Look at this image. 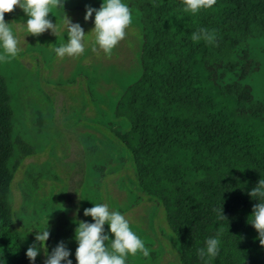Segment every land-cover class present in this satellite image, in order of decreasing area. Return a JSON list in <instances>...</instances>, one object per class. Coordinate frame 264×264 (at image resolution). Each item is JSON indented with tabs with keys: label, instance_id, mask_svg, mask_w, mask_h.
I'll use <instances>...</instances> for the list:
<instances>
[{
	"label": "trees",
	"instance_id": "obj_1",
	"mask_svg": "<svg viewBox=\"0 0 264 264\" xmlns=\"http://www.w3.org/2000/svg\"><path fill=\"white\" fill-rule=\"evenodd\" d=\"M127 2L140 33L139 72L116 103L115 116L124 123L116 138L128 152L137 189L163 211L177 264H264L250 223L260 201L248 194L264 178V99L247 83L260 68L249 41H264V0H217L196 14L184 11L183 0ZM200 28L215 30L216 42L193 41ZM33 153L15 136L0 80V264H32L11 185ZM221 208L227 219H218ZM53 225L57 244L75 235L64 211ZM218 231L219 255L201 260L198 249Z\"/></svg>",
	"mask_w": 264,
	"mask_h": 264
},
{
	"label": "rangeland",
	"instance_id": "obj_2",
	"mask_svg": "<svg viewBox=\"0 0 264 264\" xmlns=\"http://www.w3.org/2000/svg\"><path fill=\"white\" fill-rule=\"evenodd\" d=\"M122 2L128 5L127 0ZM102 3L65 0L64 9L49 13L48 18L59 26L56 35L51 30L39 36L28 34V17L18 7L5 14V21L11 23L20 41L21 52L11 62L0 63V80L10 97L15 136L34 149L15 170L11 185L18 230L23 238L24 234L28 237L30 246L37 243V231L45 230L48 224L50 238L46 245L50 254L57 245L53 225L57 212H66L77 227L81 220L94 222L84 216L85 208L106 203L129 220L131 229L151 249L147 258L141 253L128 255L126 264H177L171 244L174 238L163 211L137 189L128 152L116 138L124 125L115 116L116 103L139 72V29L133 22L126 38L110 55L98 46L92 51L95 13L85 21L86 5L99 9ZM65 16L79 23L87 34L85 51L78 57L59 58L53 51L67 43ZM249 48L260 68L247 83L256 98L264 99V41L250 40ZM104 228L114 239L109 225ZM74 237L64 243L71 252L72 264H77L78 243ZM37 257L44 264L43 248Z\"/></svg>",
	"mask_w": 264,
	"mask_h": 264
},
{
	"label": "clouds",
	"instance_id": "obj_3",
	"mask_svg": "<svg viewBox=\"0 0 264 264\" xmlns=\"http://www.w3.org/2000/svg\"><path fill=\"white\" fill-rule=\"evenodd\" d=\"M217 0H183L184 11L192 14L202 9H211ZM65 0H0V63H9L17 58L21 52L20 41L14 35L11 23L5 21V14L12 13L18 7L28 17L26 22L27 33L39 36L48 30L56 35L59 26L49 19V13L53 9H64ZM94 17L95 33L92 51L97 47L105 54L110 55L113 49L126 38L127 30L133 24V14L129 6L122 0H103L99 9L86 5L84 20ZM64 25L67 28L68 40L66 44L53 49L57 57H78L85 51L87 34L79 23H73L67 16L64 17ZM193 41L204 40L209 44L216 42L215 30L200 28L192 34ZM250 197L260 202L253 205L250 223L258 233L259 243L264 247V178L248 193ZM218 219H227L223 214V208L217 209ZM84 216H90L94 222L78 221L75 229V240L78 243L75 257L77 264H126L128 255L135 256L141 253L143 257H149L151 249L145 246L144 241L131 229L129 220L119 211H112L106 203H96L91 208H85ZM109 225V231L114 236L110 239L105 232L104 225ZM221 232L215 237L206 240V247L200 248L197 255L201 260L214 259L220 252ZM50 238L48 224L45 230L37 231L35 241L26 251L27 258L35 264L41 248L44 249L46 259L44 264H72L69 259L71 252L66 244L61 241L48 253L46 242ZM207 264V261H206Z\"/></svg>",
	"mask_w": 264,
	"mask_h": 264
}]
</instances>
